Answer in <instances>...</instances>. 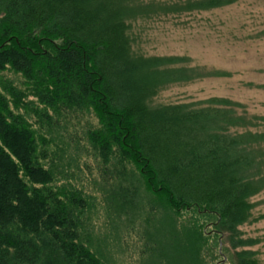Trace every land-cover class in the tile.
<instances>
[{
    "label": "trees",
    "instance_id": "1",
    "mask_svg": "<svg viewBox=\"0 0 264 264\" xmlns=\"http://www.w3.org/2000/svg\"><path fill=\"white\" fill-rule=\"evenodd\" d=\"M232 1L0 0V72L20 75L27 87L8 83L10 101L0 96V264H110L112 244L95 236L91 218L102 207L121 242L129 224L121 217L144 199L141 166L168 197L160 206L165 223L172 218L171 232L186 239L172 238L153 262L209 264L208 239L248 243L237 228L251 220L252 199L264 191V116L221 98L151 105L167 87L213 74L185 57L137 54L131 35L138 19ZM35 126L46 135L54 128L55 137L46 141ZM78 126L101 164L93 186L102 205L68 174L79 170L66 162L74 145L68 128ZM152 216L143 218L147 228ZM235 257L228 264H261L249 250Z\"/></svg>",
    "mask_w": 264,
    "mask_h": 264
},
{
    "label": "rangeland",
    "instance_id": "2",
    "mask_svg": "<svg viewBox=\"0 0 264 264\" xmlns=\"http://www.w3.org/2000/svg\"><path fill=\"white\" fill-rule=\"evenodd\" d=\"M141 1L172 5L183 4L189 0ZM131 35L134 40L132 49L137 54L185 57L188 59L186 64L189 67H199L203 72L213 74L194 82L171 85L152 98L151 105L190 104L211 98H221L239 104L240 107L236 108L238 112L244 111L248 115L264 116V0H233L228 5L209 10L138 19L132 22ZM42 46L44 49L50 47L48 44H42ZM33 49L36 50L35 47ZM23 82L20 75L10 70L0 72V96L10 101L5 87L9 83L24 92L27 87ZM32 99L28 96L25 100ZM10 108L14 110L12 105ZM30 120L35 122L36 118L32 117ZM91 121L96 122L93 119ZM35 127H41V134L46 141L52 136L55 137L54 128L50 134L46 135L42 133L45 128ZM259 130L264 131V127ZM81 131L80 126L75 130L72 127L68 128L67 134L70 135L74 145H71L68 150L71 157H68L66 162L69 159L75 161L73 165L76 170L79 169L78 171L69 169L68 174L75 177L72 182L78 186L81 185L86 192H90L96 198L97 204L100 202L102 205L103 196L93 186V181L99 183L101 164L89 151L90 147ZM76 147L77 155L74 154ZM84 147L89 149L86 151ZM47 148L49 151L55 149L51 143ZM128 168L134 169L132 165ZM139 174H142L140 193L144 199L140 203V210L136 207L137 210L133 213L121 217L123 222L127 219L129 224L127 228L125 227L127 234L122 236L120 243L117 242L115 223L112 222L110 228L106 226L109 223L102 207L98 210L97 217L91 218L96 228L95 236L103 239L106 244H112L110 264H160L161 260L155 263L153 259L155 257L158 259L159 253L164 251L166 253V244L172 238L186 240L180 236V232L177 236L171 232L169 225L173 223L172 218L169 219L170 223L168 221L165 223L166 211L161 210L160 206L164 205L163 200L168 198L167 195L151 181L142 166L139 167ZM136 202L139 204L140 201L137 199ZM252 202L254 208L251 220L237 228L238 238L248 243L243 246H234L236 239L227 243H222L218 239L217 242L208 239L207 247L209 248L203 251V256L209 264H215L217 261H219L217 264H228L227 261L236 258L237 253L246 250L254 252L260 263L264 264V191L255 196ZM152 204L160 209L156 208V216L148 214ZM136 212L138 214H135ZM181 213L182 220L190 219V213L186 215L184 212ZM148 215L152 216L155 223L147 228L143 218ZM108 220H110L109 217ZM177 222L181 223L180 220ZM159 223H162V227H159ZM206 229L209 231L210 227ZM184 244L183 242L181 245ZM166 264H173V262L169 260Z\"/></svg>",
    "mask_w": 264,
    "mask_h": 264
}]
</instances>
